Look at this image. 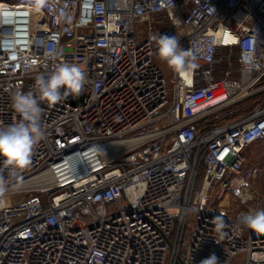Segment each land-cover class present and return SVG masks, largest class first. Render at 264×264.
Returning <instances> with one entry per match:
<instances>
[{"label": "built area", "instance_id": "built-area-1", "mask_svg": "<svg viewBox=\"0 0 264 264\" xmlns=\"http://www.w3.org/2000/svg\"><path fill=\"white\" fill-rule=\"evenodd\" d=\"M157 34L193 54L171 88ZM58 63L87 83L39 102L44 138L27 168L0 159V264H264V230L244 223L258 205L206 209L213 193L254 192L244 151L264 143V0H0V128L23 119L13 94ZM242 101L245 114L200 126Z\"/></svg>", "mask_w": 264, "mask_h": 264}, {"label": "clouds", "instance_id": "clouds-1", "mask_svg": "<svg viewBox=\"0 0 264 264\" xmlns=\"http://www.w3.org/2000/svg\"><path fill=\"white\" fill-rule=\"evenodd\" d=\"M156 44L157 58L165 62L177 74H186L193 59L191 50L183 49L177 35L157 34L151 37ZM48 54L56 57L60 54L55 45L48 46ZM87 83L84 70L77 64H55L47 74L34 78L32 90H18L12 96L14 110L23 119L6 127L0 128V159L14 175L17 171L31 164L34 147L44 138L41 128L42 109L40 101L56 104L68 96H79ZM6 191V184L0 178V194ZM218 228H223V219L216 217ZM244 223L254 230L264 228V209L250 211ZM223 235V232L220 233ZM201 264H217L215 254L201 261Z\"/></svg>", "mask_w": 264, "mask_h": 264}, {"label": "rangeland", "instance_id": "rangeland-1", "mask_svg": "<svg viewBox=\"0 0 264 264\" xmlns=\"http://www.w3.org/2000/svg\"><path fill=\"white\" fill-rule=\"evenodd\" d=\"M154 63L161 69L165 77L166 86L172 87V78L174 76L173 70L163 61L159 60L157 56L154 57ZM253 104L251 101H242L226 108L219 114V118H213L211 124L227 123L235 117L245 114L251 109ZM245 166L250 168L253 172V187L254 192L250 193L247 200H240L234 198L232 195L220 197L213 193L212 197L206 205V209L210 212L217 213L225 218H233L240 211H245L249 208L258 210L264 209V143L256 142L247 147L244 151ZM189 233V232H188ZM188 236V234L186 235ZM230 264H241L239 258L233 259Z\"/></svg>", "mask_w": 264, "mask_h": 264}, {"label": "trees", "instance_id": "trees-1", "mask_svg": "<svg viewBox=\"0 0 264 264\" xmlns=\"http://www.w3.org/2000/svg\"><path fill=\"white\" fill-rule=\"evenodd\" d=\"M213 119V117H209L207 118L206 120L202 121L200 123V126L201 127H204V126H208V125H211V120ZM202 177H203V173H202V169H200L198 175H197V178H196V188L198 189L199 186L201 185V182H202Z\"/></svg>", "mask_w": 264, "mask_h": 264}, {"label": "bare ground", "instance_id": "bare-ground-1", "mask_svg": "<svg viewBox=\"0 0 264 264\" xmlns=\"http://www.w3.org/2000/svg\"><path fill=\"white\" fill-rule=\"evenodd\" d=\"M121 148H123V145L121 143L114 144V145L112 144L111 146H108V149H121ZM102 152H104V148L102 149ZM35 181L36 180H33V181H30L29 183L35 185Z\"/></svg>", "mask_w": 264, "mask_h": 264}, {"label": "snow or ice", "instance_id": "snow-or-ice-1", "mask_svg": "<svg viewBox=\"0 0 264 264\" xmlns=\"http://www.w3.org/2000/svg\"><path fill=\"white\" fill-rule=\"evenodd\" d=\"M261 230H264V228H262Z\"/></svg>", "mask_w": 264, "mask_h": 264}]
</instances>
